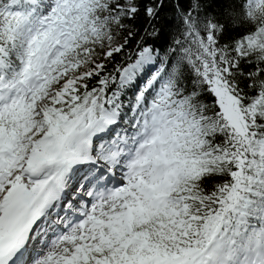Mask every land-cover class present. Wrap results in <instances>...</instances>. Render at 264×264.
<instances>
[{
  "label": "snow or ice",
  "instance_id": "1",
  "mask_svg": "<svg viewBox=\"0 0 264 264\" xmlns=\"http://www.w3.org/2000/svg\"><path fill=\"white\" fill-rule=\"evenodd\" d=\"M219 2L0 0V264H264V0Z\"/></svg>",
  "mask_w": 264,
  "mask_h": 264
},
{
  "label": "trees",
  "instance_id": "2",
  "mask_svg": "<svg viewBox=\"0 0 264 264\" xmlns=\"http://www.w3.org/2000/svg\"><path fill=\"white\" fill-rule=\"evenodd\" d=\"M230 3L229 0H220V2L218 4H214L213 5V9H219L220 12H223V10L225 8L230 7ZM168 11V9H164L161 12V20L159 22V26L162 27L163 32H162V36H161V41L160 43H166L169 37V32L171 29V25H170V21L169 19L164 17V12ZM138 23H140L141 25L143 24V14L141 12V17L138 21ZM208 100H211V97L208 98Z\"/></svg>",
  "mask_w": 264,
  "mask_h": 264
}]
</instances>
